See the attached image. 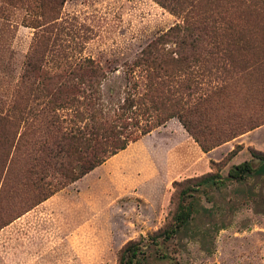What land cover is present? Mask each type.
<instances>
[{"label":"trees","instance_id":"16d2710c","mask_svg":"<svg viewBox=\"0 0 264 264\" xmlns=\"http://www.w3.org/2000/svg\"><path fill=\"white\" fill-rule=\"evenodd\" d=\"M155 1L182 23L141 51L116 103L103 95L106 70L82 55L87 30L63 18L66 0H19L22 24L36 32L19 98L0 112V229L173 117L205 152L264 120L237 114L226 99L242 73L263 63L264 0ZM220 112L228 121L215 137ZM251 153L227 176L177 182L171 221L129 241L119 264H159L190 242L211 254L243 206L264 214V152Z\"/></svg>","mask_w":264,"mask_h":264},{"label":"rangeland","instance_id":"374dc122","mask_svg":"<svg viewBox=\"0 0 264 264\" xmlns=\"http://www.w3.org/2000/svg\"><path fill=\"white\" fill-rule=\"evenodd\" d=\"M23 6L19 0H0V112L19 98L35 37L36 29L22 24ZM62 13L87 30L82 55L106 70L103 95L116 103L125 95L129 70L141 51L182 23L155 0H66ZM233 90L235 96L226 99L233 101L237 114L263 120L264 60L242 73L229 94ZM218 114L213 124L221 127L215 137L228 121ZM252 149L264 152V120L205 152L173 117L2 227L0 264H119L129 241L171 221L177 182L217 171L227 176L233 164L252 159ZM170 250L171 260L159 264H264V214L243 206L218 233L211 254L196 242L184 253Z\"/></svg>","mask_w":264,"mask_h":264},{"label":"crops","instance_id":"0c3cea01","mask_svg":"<svg viewBox=\"0 0 264 264\" xmlns=\"http://www.w3.org/2000/svg\"><path fill=\"white\" fill-rule=\"evenodd\" d=\"M2 263H6V264H19V263H23V262H19V261H5Z\"/></svg>","mask_w":264,"mask_h":264}]
</instances>
